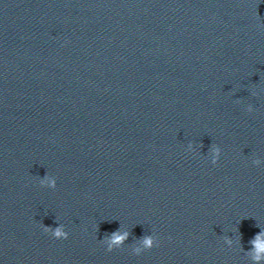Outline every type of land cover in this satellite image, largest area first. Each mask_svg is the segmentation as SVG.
<instances>
[{
  "label": "clouds",
  "instance_id": "clouds-1",
  "mask_svg": "<svg viewBox=\"0 0 264 264\" xmlns=\"http://www.w3.org/2000/svg\"><path fill=\"white\" fill-rule=\"evenodd\" d=\"M55 236L59 239L67 238V234L62 232L60 229H57L55 231ZM126 236H127L126 233L124 235L113 234V244L121 243L126 238ZM252 244L254 248L253 259L256 261H260L261 259H264V230H262L261 233L257 234L255 239L252 241ZM144 245L145 248L151 249L153 247V238L151 237L145 238ZM139 251L140 250L137 249V254H139Z\"/></svg>",
  "mask_w": 264,
  "mask_h": 264
}]
</instances>
